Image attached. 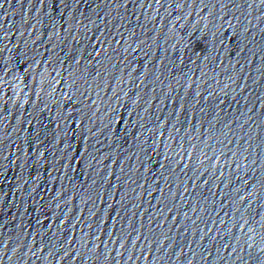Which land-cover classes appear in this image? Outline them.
I'll use <instances>...</instances> for the list:
<instances>
[{"label": "water", "instance_id": "obj_1", "mask_svg": "<svg viewBox=\"0 0 264 264\" xmlns=\"http://www.w3.org/2000/svg\"><path fill=\"white\" fill-rule=\"evenodd\" d=\"M0 264H264V0H0Z\"/></svg>", "mask_w": 264, "mask_h": 264}]
</instances>
